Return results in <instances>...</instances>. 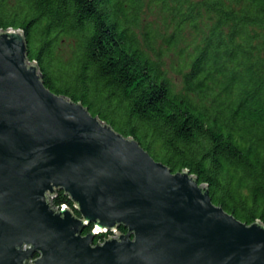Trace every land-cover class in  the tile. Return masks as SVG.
I'll list each match as a JSON object with an SVG mask.
<instances>
[{"label":"trees","instance_id":"trees-1","mask_svg":"<svg viewBox=\"0 0 264 264\" xmlns=\"http://www.w3.org/2000/svg\"><path fill=\"white\" fill-rule=\"evenodd\" d=\"M8 27L23 30L52 92L189 170L237 219L264 224V0H0ZM51 202L74 209L62 190Z\"/></svg>","mask_w":264,"mask_h":264},{"label":"water","instance_id":"water-1","mask_svg":"<svg viewBox=\"0 0 264 264\" xmlns=\"http://www.w3.org/2000/svg\"><path fill=\"white\" fill-rule=\"evenodd\" d=\"M59 190L74 209L52 205ZM0 264H264V224L237 219L189 170L173 172L52 92L27 58L23 30L8 27L0 29Z\"/></svg>","mask_w":264,"mask_h":264},{"label":"rangeland","instance_id":"rangeland-1","mask_svg":"<svg viewBox=\"0 0 264 264\" xmlns=\"http://www.w3.org/2000/svg\"><path fill=\"white\" fill-rule=\"evenodd\" d=\"M179 57L177 50H171L165 55V67L178 88L181 87V75L176 72L179 66Z\"/></svg>","mask_w":264,"mask_h":264},{"label":"built area","instance_id":"built-area-1","mask_svg":"<svg viewBox=\"0 0 264 264\" xmlns=\"http://www.w3.org/2000/svg\"><path fill=\"white\" fill-rule=\"evenodd\" d=\"M66 205V204H65ZM67 206V205H66ZM117 230V229H116ZM119 230V229H118ZM117 230V231H118ZM112 235H115V232L114 231H112V232H110V234H108L107 236H105L102 240H99V242H103L104 241V239H106V238H108L109 236H112Z\"/></svg>","mask_w":264,"mask_h":264},{"label":"clouds","instance_id":"clouds-1","mask_svg":"<svg viewBox=\"0 0 264 264\" xmlns=\"http://www.w3.org/2000/svg\"><path fill=\"white\" fill-rule=\"evenodd\" d=\"M24 250H27V249H29L30 247H31V245L30 244H24Z\"/></svg>","mask_w":264,"mask_h":264}]
</instances>
